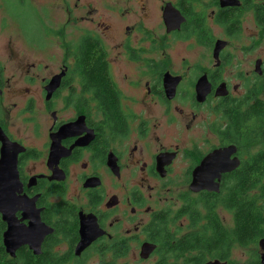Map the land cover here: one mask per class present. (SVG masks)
Wrapping results in <instances>:
<instances>
[{"label":"flooded vegetation","instance_id":"flooded-vegetation-1","mask_svg":"<svg viewBox=\"0 0 264 264\" xmlns=\"http://www.w3.org/2000/svg\"><path fill=\"white\" fill-rule=\"evenodd\" d=\"M0 36V262L197 258L258 181L264 0H0Z\"/></svg>","mask_w":264,"mask_h":264},{"label":"trees","instance_id":"trees-1","mask_svg":"<svg viewBox=\"0 0 264 264\" xmlns=\"http://www.w3.org/2000/svg\"><path fill=\"white\" fill-rule=\"evenodd\" d=\"M246 189L243 192L231 193L229 207L232 210L233 225L230 229L223 228L217 217L210 218L204 227L191 235V241L197 246V258L191 257L189 264H203L206 257H215L225 264L230 263V252L233 248H247L258 246V241L264 238V151L258 153V181H244ZM258 192L249 190L256 188ZM258 248V247H257ZM39 257L30 264H45ZM228 262V263H227ZM0 264H4L0 262ZM155 264H162L157 261ZM245 264H261L257 254Z\"/></svg>","mask_w":264,"mask_h":264},{"label":"rangeland","instance_id":"rangeland-1","mask_svg":"<svg viewBox=\"0 0 264 264\" xmlns=\"http://www.w3.org/2000/svg\"><path fill=\"white\" fill-rule=\"evenodd\" d=\"M12 1L13 0H6L7 5H8V10L10 9V5H12ZM4 38H5L4 36H0V44L2 43V40ZM220 214H218V215L216 214L215 216L219 220L222 217L224 219V223L221 222V220H220V222L222 223L224 228L230 229L232 227V225H233V215H232V213L228 212V213H220ZM257 247L258 246H256L255 248H253V247L233 248L232 251H230V259H229L230 263H232V264H245L247 261H249L251 259L253 254H257L259 256L260 250ZM211 259L212 258H210L209 256L206 257V261L207 260H211ZM153 263H154V261H148V262L135 261L133 264H153Z\"/></svg>","mask_w":264,"mask_h":264},{"label":"water","instance_id":"water-1","mask_svg":"<svg viewBox=\"0 0 264 264\" xmlns=\"http://www.w3.org/2000/svg\"><path fill=\"white\" fill-rule=\"evenodd\" d=\"M263 148H264V140H263ZM86 244L87 243H85V242H81L79 246H85ZM258 247H259L260 251H262L261 254L259 255L260 263L264 264V238H261L258 241ZM152 248L153 247L151 245L144 244L143 247H142L140 256L142 258H146L148 256V254H149V251H151ZM33 249H34V253L35 254H38L40 252V241H39L38 245L35 244L33 246ZM206 264H225V263L220 262L218 260H214V261L207 262Z\"/></svg>","mask_w":264,"mask_h":264}]
</instances>
